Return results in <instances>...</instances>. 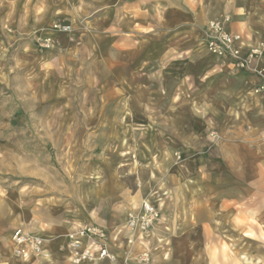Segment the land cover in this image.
<instances>
[{"label":"rangeland","instance_id":"obj_1","mask_svg":"<svg viewBox=\"0 0 264 264\" xmlns=\"http://www.w3.org/2000/svg\"><path fill=\"white\" fill-rule=\"evenodd\" d=\"M186 3L206 22L170 30ZM229 13L0 0V264H70L63 236L85 224L115 264H264V95L200 36ZM144 199L160 219L140 242L125 223ZM17 229L50 257L23 260Z\"/></svg>","mask_w":264,"mask_h":264},{"label":"built area","instance_id":"obj_2","mask_svg":"<svg viewBox=\"0 0 264 264\" xmlns=\"http://www.w3.org/2000/svg\"><path fill=\"white\" fill-rule=\"evenodd\" d=\"M228 23L227 18L215 19L202 28L200 36L205 51L215 59L230 62L234 68L248 71L251 63L262 56L263 43L260 41L245 45L241 34L226 30ZM55 27L64 31L68 29L61 25ZM257 75L262 82L256 92L264 95V75L261 72H257ZM159 214L157 207L143 201L137 210L127 213L126 228L133 234L137 231L146 232L160 219ZM66 234L65 250L69 252L70 264L116 263V253L106 245L107 233L99 226L85 224ZM12 241L15 245L14 251L23 258L29 255L47 256L43 250L44 239L38 235L17 229L12 234Z\"/></svg>","mask_w":264,"mask_h":264},{"label":"crops","instance_id":"obj_3","mask_svg":"<svg viewBox=\"0 0 264 264\" xmlns=\"http://www.w3.org/2000/svg\"><path fill=\"white\" fill-rule=\"evenodd\" d=\"M223 2L227 3L231 19L230 24L225 26L226 30L241 34L245 45L251 40L252 43L261 41L264 46V0H223ZM186 4V8L181 5H167L165 7L171 10V18L167 22L171 27L170 30H181L182 27H190L197 25L199 22L202 24L206 22L205 16L208 15H205L206 10L203 7ZM262 51V56L255 59V64L253 62L252 64L255 65L254 71L261 72L264 75V47ZM248 73L249 71L247 73L245 71L247 78H255L257 83L261 84L262 79L257 74L253 76L250 73L248 75ZM132 208L134 209L136 206Z\"/></svg>","mask_w":264,"mask_h":264},{"label":"bare ground","instance_id":"obj_4","mask_svg":"<svg viewBox=\"0 0 264 264\" xmlns=\"http://www.w3.org/2000/svg\"><path fill=\"white\" fill-rule=\"evenodd\" d=\"M145 200V202H149V200L148 199H144ZM135 210H137V208H134ZM133 209V210H134ZM149 232H141V231H137L136 232V234H137V236H139V239H141L140 240V242L143 240V238H144V236L146 235V234H148ZM66 236V235H65ZM65 236H63L64 238H65ZM45 242H47V240H44V245H45ZM49 243V242H48ZM13 246L15 247V245H14V243H13ZM13 247V249H15ZM44 251H45V254L47 255V256H49L50 257V252H48L47 250H46V248H45V246H44ZM65 257H66V259H67V261H68V259H69V252L67 251V250H65ZM46 256V257H47ZM23 260H28V256H25V258L23 259Z\"/></svg>","mask_w":264,"mask_h":264}]
</instances>
